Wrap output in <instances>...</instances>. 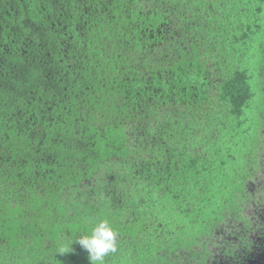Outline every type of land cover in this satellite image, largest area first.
Listing matches in <instances>:
<instances>
[{
    "label": "trees",
    "instance_id": "trees-1",
    "mask_svg": "<svg viewBox=\"0 0 264 264\" xmlns=\"http://www.w3.org/2000/svg\"><path fill=\"white\" fill-rule=\"evenodd\" d=\"M227 1L0 0V264H91L100 218L105 264H175L224 217L252 98Z\"/></svg>",
    "mask_w": 264,
    "mask_h": 264
},
{
    "label": "rangeland",
    "instance_id": "rangeland-1",
    "mask_svg": "<svg viewBox=\"0 0 264 264\" xmlns=\"http://www.w3.org/2000/svg\"><path fill=\"white\" fill-rule=\"evenodd\" d=\"M224 18L235 39L228 43L233 61L247 72L252 92L244 124L223 142L232 158L210 186L220 199L233 192V200L211 232L176 249L175 264H264V0H228Z\"/></svg>",
    "mask_w": 264,
    "mask_h": 264
},
{
    "label": "clouds",
    "instance_id": "clouds-1",
    "mask_svg": "<svg viewBox=\"0 0 264 264\" xmlns=\"http://www.w3.org/2000/svg\"><path fill=\"white\" fill-rule=\"evenodd\" d=\"M117 230L100 218L88 232L80 233L79 244L89 253L91 264H105L106 257L118 250Z\"/></svg>",
    "mask_w": 264,
    "mask_h": 264
}]
</instances>
